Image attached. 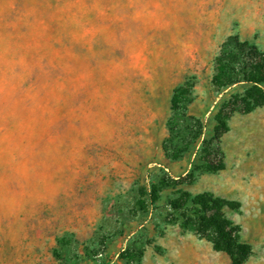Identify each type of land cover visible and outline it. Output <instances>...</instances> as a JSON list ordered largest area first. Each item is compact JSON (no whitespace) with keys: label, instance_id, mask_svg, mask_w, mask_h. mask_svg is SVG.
<instances>
[{"label":"rangeland","instance_id":"374dc122","mask_svg":"<svg viewBox=\"0 0 264 264\" xmlns=\"http://www.w3.org/2000/svg\"><path fill=\"white\" fill-rule=\"evenodd\" d=\"M231 39L264 53V0H0V264H231L201 219L264 264V108L214 134Z\"/></svg>","mask_w":264,"mask_h":264},{"label":"trees","instance_id":"16d2710c","mask_svg":"<svg viewBox=\"0 0 264 264\" xmlns=\"http://www.w3.org/2000/svg\"><path fill=\"white\" fill-rule=\"evenodd\" d=\"M213 86L219 96L224 97L215 117L217 126L215 138L219 141L230 129L227 121L236 113L250 115L264 108V53L249 43H236L234 39L223 45L220 55L215 59ZM246 85L244 94L229 91ZM193 87L187 83L175 91V95ZM208 171L220 173L226 170L224 156L220 161L210 160ZM212 199V198H211ZM202 232L212 230L218 236V244L230 258L231 264H246L251 256L248 245L240 242L238 229L223 228L215 223L201 219Z\"/></svg>","mask_w":264,"mask_h":264},{"label":"crops","instance_id":"0c3cea01","mask_svg":"<svg viewBox=\"0 0 264 264\" xmlns=\"http://www.w3.org/2000/svg\"><path fill=\"white\" fill-rule=\"evenodd\" d=\"M194 107L197 108V106H194ZM205 114H207V110L205 111ZM228 166L229 165L226 163V168H229ZM223 172H225V171H223ZM214 194L217 195L219 198H222V199L226 198L223 192L215 191Z\"/></svg>","mask_w":264,"mask_h":264}]
</instances>
